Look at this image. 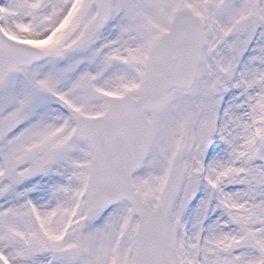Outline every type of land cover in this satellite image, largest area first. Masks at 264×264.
Returning <instances> with one entry per match:
<instances>
[{
    "label": "snow or ice",
    "instance_id": "6c2138e0",
    "mask_svg": "<svg viewBox=\"0 0 264 264\" xmlns=\"http://www.w3.org/2000/svg\"><path fill=\"white\" fill-rule=\"evenodd\" d=\"M0 264H264V0H0Z\"/></svg>",
    "mask_w": 264,
    "mask_h": 264
}]
</instances>
